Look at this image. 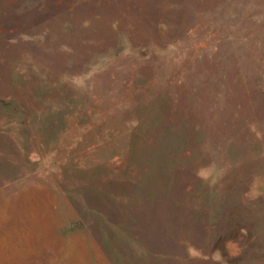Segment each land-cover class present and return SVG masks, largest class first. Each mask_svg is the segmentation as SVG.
I'll return each instance as SVG.
<instances>
[{
	"label": "rangeland",
	"instance_id": "obj_1",
	"mask_svg": "<svg viewBox=\"0 0 264 264\" xmlns=\"http://www.w3.org/2000/svg\"><path fill=\"white\" fill-rule=\"evenodd\" d=\"M0 264H264V0H0Z\"/></svg>",
	"mask_w": 264,
	"mask_h": 264
}]
</instances>
